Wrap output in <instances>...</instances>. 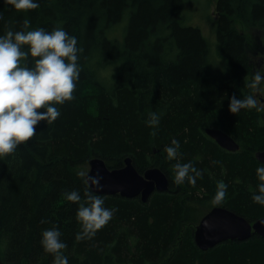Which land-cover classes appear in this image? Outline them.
Listing matches in <instances>:
<instances>
[{
    "label": "trees",
    "instance_id": "obj_1",
    "mask_svg": "<svg viewBox=\"0 0 264 264\" xmlns=\"http://www.w3.org/2000/svg\"><path fill=\"white\" fill-rule=\"evenodd\" d=\"M183 2L39 0L37 8L16 10L0 0V34L20 30L27 17L31 27H63L82 49L75 98L59 105L55 121H41L31 138L0 157L2 261L52 264L40 237L43 229L57 227L69 264H264V238L257 234L207 250L193 237L201 215L216 205L251 222L264 215V205L252 200L264 112L228 109L233 94L253 95L247 82L258 52L254 32L264 37V0H216L212 56L200 29L181 22ZM152 112L160 117L156 126L145 123ZM206 127L222 129L239 149L221 148ZM173 137L180 141L179 161L202 170L194 186L173 181L177 159L168 160L164 150ZM127 156L139 172L159 167L168 188L146 202L99 194L114 215L95 236L77 240L79 202L63 194L92 191L78 176L91 158L118 168ZM220 181L227 194L215 204ZM196 203L208 210L199 212Z\"/></svg>",
    "mask_w": 264,
    "mask_h": 264
},
{
    "label": "clouds",
    "instance_id": "obj_2",
    "mask_svg": "<svg viewBox=\"0 0 264 264\" xmlns=\"http://www.w3.org/2000/svg\"><path fill=\"white\" fill-rule=\"evenodd\" d=\"M3 3L16 10L39 6V0H3ZM80 51L77 38L63 27L57 26L50 31L44 27H31V20L27 17L20 30L9 27L4 34H0V157L12 153L21 142L31 138L41 121L49 124L55 121L61 115L59 105L75 98L81 72L78 63ZM262 81L264 73L256 71L247 86L255 90ZM252 108L264 112V103L252 94L242 98L235 94L229 97L228 109L231 113ZM159 122L156 112L150 113L145 120L149 126H156ZM180 146V141L173 137L164 148L168 160L177 159L173 166V181L177 185L188 182L194 186L197 177L202 176V170L197 169L192 161H179ZM255 172L259 183L257 191L252 193V200L264 205V164L258 166ZM78 176L84 179L86 185L102 187L98 175L82 170ZM227 189L225 182H218L213 203L220 204ZM63 195L67 201L79 202L76 218L82 230L76 234L77 240L95 236L97 230L114 215L115 209L105 206V198L90 190L86 189L83 197L78 190L66 191ZM60 236L59 228H45L41 232L40 244L46 252L53 254L52 264H69L63 252L67 244Z\"/></svg>",
    "mask_w": 264,
    "mask_h": 264
},
{
    "label": "water",
    "instance_id": "obj_3",
    "mask_svg": "<svg viewBox=\"0 0 264 264\" xmlns=\"http://www.w3.org/2000/svg\"><path fill=\"white\" fill-rule=\"evenodd\" d=\"M204 131L221 148L227 151L239 149L237 141L222 129L206 127ZM254 156L264 164V150H256ZM88 165L90 175L101 177L102 187L88 184L97 194H119L125 198L139 196L142 202H146L155 190L168 188V178L159 167L152 166L139 172L128 156L118 168H108L104 160L98 157L91 158ZM253 233L264 238V215L251 222L225 206L216 205L199 219L193 237L199 249L207 250L226 240H247ZM0 264L11 263L0 258Z\"/></svg>",
    "mask_w": 264,
    "mask_h": 264
},
{
    "label": "rangeland",
    "instance_id": "obj_4",
    "mask_svg": "<svg viewBox=\"0 0 264 264\" xmlns=\"http://www.w3.org/2000/svg\"><path fill=\"white\" fill-rule=\"evenodd\" d=\"M215 3L216 0H184L182 7V20L184 25L196 26L200 29L209 44V56L212 53L216 54L215 46ZM126 17V16H125ZM254 35H259L253 38L256 44L255 53V69L254 72L260 71L264 73V37L258 32ZM261 44V46H259ZM213 61V60H212ZM257 68V69H256ZM253 95L256 96L260 103H264V81L260 83L257 89H253ZM84 171L89 170V165L83 166ZM195 207L199 212L207 211V204L196 203ZM200 213V214H201ZM202 216V215H201Z\"/></svg>",
    "mask_w": 264,
    "mask_h": 264
}]
</instances>
